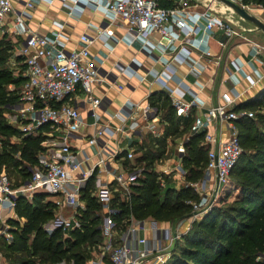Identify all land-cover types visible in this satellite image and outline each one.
Wrapping results in <instances>:
<instances>
[{
    "label": "built area",
    "instance_id": "2783aa9c",
    "mask_svg": "<svg viewBox=\"0 0 264 264\" xmlns=\"http://www.w3.org/2000/svg\"><path fill=\"white\" fill-rule=\"evenodd\" d=\"M209 1L173 0L170 6H161L157 0H62L70 16L79 17L85 8H101L108 22L125 26L130 41H140V50L148 56L157 52L155 59L161 63L159 70L149 67L143 73L137 72L142 67V61L133 57L132 64L122 66L121 72L139 80L150 74L153 82L160 88H166L167 97L180 115L200 119L193 130H204L203 143L208 145L205 170L209 176L211 173L214 175L217 186L228 176L242 152L235 122L243 114L252 116V112L237 110L234 106L264 75L254 64L260 61L258 55L264 45L248 41V58L245 60L250 67L248 73L242 72V62L236 58L227 60L221 67V55L212 49L209 40L215 31L220 30L222 40L218 39V42L225 46L238 32L229 25L231 16L212 8ZM229 1L248 8L245 0ZM24 5L30 8L33 1L25 0ZM9 14H12L10 31L22 37L16 58L23 64V80L14 117L26 123L23 129L32 132L30 134L38 133L44 125L48 129L44 132L38 161L31 168L28 179L14 186L9 175L0 171V206L13 208L18 196L30 199L33 194L42 191L52 195L55 208H69L67 215L59 212L49 225H44L45 230L74 228L79 226L78 216L85 208L80 197L82 187L95 175L92 194L102 201L105 208L102 230L109 233V241L103 245L105 250L102 254L86 264L164 263L171 255L168 245L180 232L177 234L170 227L158 228L156 221L153 222L156 228L152 232L156 236L151 240L141 233L149 230L145 220L130 216L128 226L120 234L117 245L113 246L114 214L117 210L108 205L109 184L115 180L119 187L128 190L137 181L141 170H124L120 169V165L113 167V160L123 150H126L124 157L133 162L135 153L132 148L115 149L108 154L102 151L108 138L118 131L132 135L140 121H143L140 128L144 127V132L158 136L163 122L157 107L147 100L142 104L126 100L114 112L121 123L115 125L107 121L91 133L80 132L77 135L82 126L79 107L68 102L67 98L81 90L83 98L80 102L86 103L93 111L102 104L103 98L93 93L92 84L97 80H109L110 76V72L102 70L101 65L91 57L89 44L94 38L81 33V44L67 48L61 29L65 22L55 20L57 28L50 33L33 31L24 21L28 11L25 8L14 9L12 0H0V29L9 30L4 19ZM97 36L107 38L108 35L102 29L97 31ZM206 63L212 66L211 71L206 70ZM182 64L187 68L185 74L179 73L178 67ZM189 75L193 77L191 82L185 80ZM171 79L176 85L167 87L166 83ZM110 82L118 88L123 87L117 76ZM217 121H226L228 133L225 137L215 127L210 130L209 126ZM78 139L84 144L95 145V151L88 152L84 146L76 144ZM176 153L178 160H174L164 172H173L174 177L182 179L185 174L181 162L185 153L182 141L176 145ZM102 173L110 174L112 178L103 179ZM201 181L193 183L200 195L191 203L194 217L210 206L212 197L207 191L206 179ZM7 236L10 237V234ZM105 252L109 261L104 258Z\"/></svg>",
    "mask_w": 264,
    "mask_h": 264
},
{
    "label": "trees",
    "instance_id": "16d2710c",
    "mask_svg": "<svg viewBox=\"0 0 264 264\" xmlns=\"http://www.w3.org/2000/svg\"><path fill=\"white\" fill-rule=\"evenodd\" d=\"M157 1L161 6L173 4V0ZM254 1L264 4V0ZM13 47L14 44L5 36L0 37V135H8L4 130L12 134L16 132V127L7 123L5 110L1 108L5 104H15L20 93L3 86L8 81L9 70L6 65ZM161 97L164 102L159 104ZM263 100L264 89L249 99H242L235 104L234 109L240 110ZM151 103L162 110L161 133L154 136L146 131L141 135V141L132 143L135 153L133 162L124 157L126 150L117 156L120 169L140 168L137 181L129 186L127 192L115 180L109 184L108 205L117 210L114 214L113 246L117 245L120 234L128 226L130 216L144 220V215L150 214L162 220L181 209H185L184 214L188 206L183 204V199L192 195L189 187L180 186L179 179L173 174L164 175L157 170L156 164L159 159L170 157L173 148L167 143V138L190 128L194 117L180 115L164 93L151 97ZM258 117L261 126H255L253 114H243L236 119L241 146L252 141L255 144L248 152H241L230 170L236 169V175H241V178L238 181L228 180L227 176L220 183L213 202L194 220L191 228L177 236L173 243L175 251L162 264H264V260L258 258L259 255L264 256V115L257 114ZM47 129L48 126L44 125L38 133L23 136L17 142L7 139L2 144L0 157H4L6 164L14 166L19 165L20 161L25 162L21 167L25 170L22 176L24 180L30 177L31 168L38 161L37 154L42 149L41 141ZM203 137L204 130L192 129L188 138L180 140L185 149L181 162L186 179H199L203 174L202 169L206 167L208 146L203 143ZM179 142L174 141L175 151ZM94 179L95 175L82 187L80 197L85 208L78 216L79 226L67 230L61 227L50 232L45 230L44 223L55 212L54 201L47 198L45 192H37L30 199L18 196L14 208L18 219L22 221H12L9 230L11 237L5 243L4 264H50L62 260L86 264L85 253L89 251V246L102 239V223L106 214L102 201L92 194ZM170 181H176L178 186ZM108 256L105 252L106 261H109Z\"/></svg>",
    "mask_w": 264,
    "mask_h": 264
},
{
    "label": "crops",
    "instance_id": "0c3cea01",
    "mask_svg": "<svg viewBox=\"0 0 264 264\" xmlns=\"http://www.w3.org/2000/svg\"><path fill=\"white\" fill-rule=\"evenodd\" d=\"M32 1L33 6L30 8H26L24 5L25 0H12L14 9L25 8L28 11V15L25 17L24 21L31 30L40 33H50L57 28L56 24L54 23L55 20L63 23L65 22V25L61 29L64 34L63 40L67 48L78 47L81 44L79 40V35L81 33H86L87 35L92 36L94 39L89 44V51L91 53L92 59L101 65L100 67H102V70H107L110 72V76L108 77L110 81L117 76V78L123 82V87L121 88H118L117 86L111 84V82L107 79L97 80L96 82H94L92 84L93 93L96 96L102 97L103 101L102 104L93 111H91L90 107L86 103L80 102L83 98V93L81 90H78L76 93H73L67 98L68 102L74 105H78L79 107L82 126L77 135H80V132L91 133L96 127L106 124L107 121H110L115 125L121 123L120 117L114 115V112L118 110L121 102L130 100L142 104L147 100L151 103V97L155 96L156 94L164 93L166 95V88H160L158 84L153 82L151 80L152 76L150 74H145L144 80H139L135 76H127L126 74L121 72L122 66H129L130 64H132L131 60L133 57H136L142 61V67H140L137 71L141 73H143L145 69L149 67H153L155 70H159L161 68V63L155 59L157 56V52H155L153 56H148L144 51L140 50L139 40H129V33L127 32L124 25L120 23L108 22L101 8L95 10L85 8L81 15L77 17L68 15L67 7L65 6V4H63L62 0ZM215 2H217L218 4L223 3L221 1ZM245 4L248 5L247 10L249 12L253 13L264 22V4L254 0H245ZM224 5L229 8L226 4ZM210 6L213 8L212 5ZM229 9L231 10V8ZM255 10L257 11V14H255ZM231 11L234 12L233 10ZM234 13V15H226L231 16L232 18V20L228 21L231 27V24H236L241 28V31H237L232 27L236 32H238V34L236 35L242 36L243 38L244 30H259L255 27L254 24L251 27H247L242 24L241 21L245 19L238 15L236 12ZM11 18L12 14H9V18L6 20L5 25L6 27H9V30H7V32L11 35V37H13L16 41L18 40L17 47L19 49L22 37L13 34L10 31ZM102 29L107 32V38H100L99 36H97V31ZM221 33L222 32L220 30L215 31L213 37H211L209 40L212 49L221 55L220 66L222 67V64L227 60L236 58L238 61L242 62V72L248 73L250 71V67L245 63V60L248 58V41L256 40L251 37H246L241 41H233V38H231L228 41L227 45L221 46L218 42V39L222 40ZM260 44L262 43L260 42ZM258 60L260 61H255L254 64L257 66L258 70L264 74V49L259 53ZM178 69L180 74H185L187 70L184 64L179 65ZM206 70H212V66L210 65V63H206ZM185 80L191 82L193 80V77L189 75L188 78L185 77ZM166 84L167 87H173L174 85H176L174 79L168 80ZM240 85L241 84H239L238 87H240ZM262 89H264V75L259 80V82L252 87V89L245 93L241 100L253 97L256 92ZM201 96L203 97L202 94ZM151 104L156 106L153 103ZM158 112V115H160V109H158ZM196 112H198V109H196ZM194 121L198 122L200 121V119L194 118ZM141 122L143 121H140L139 125L134 128L135 131L132 135H126L118 131L114 134L113 137L108 138L106 140L107 142L105 146L102 149L103 153L108 154L115 149H133L132 143L134 141L139 142V136L144 133V127L140 128ZM214 127L216 131L221 132L222 137H225L228 133V125L226 121H217L215 124H211L209 126L210 130H213ZM75 142L76 144H81L82 146H84L85 150L88 152L95 151V145L84 144L82 140L80 141L79 139ZM167 143L170 144V140H168ZM175 155H178L176 151L175 154L170 155V161H172V158ZM113 161L117 163L116 166H119V160H117V157ZM167 166L168 165L162 168L160 167L159 171L164 173V175L173 174V172L169 171L164 172V169L170 168ZM101 178H107L109 180L111 179L110 174L105 173H102ZM206 181L207 189L209 190L211 188L212 182L215 185L214 175L211 173L210 177L206 178ZM60 212L67 215L69 213V208L63 206L60 209ZM0 218H2L1 215ZM148 232L149 230H145L141 233L146 235L147 238L151 239L148 235Z\"/></svg>",
    "mask_w": 264,
    "mask_h": 264
},
{
    "label": "rangeland",
    "instance_id": "374dc122",
    "mask_svg": "<svg viewBox=\"0 0 264 264\" xmlns=\"http://www.w3.org/2000/svg\"><path fill=\"white\" fill-rule=\"evenodd\" d=\"M201 1L202 2L203 1L208 2V0H201ZM220 5H221V7H220ZM212 6L214 9L220 11L221 14H223V15H226V14L234 15L235 14L229 8H227L223 3L218 4L217 2L213 1ZM255 14H257L256 10H255ZM8 18H9L8 15H6L4 17L5 20H7ZM241 23L247 27L253 26V23L248 21V20H243V21H241ZM231 25L235 30L241 31V28L238 25H236V24H231ZM243 33H244L243 38H242V36L235 35L233 37V41H241V40L245 39L246 37H251L254 40L258 41L259 43L261 42L262 44H264V33L261 30H255V29L249 30V31L244 30ZM2 36H5V39L9 40L11 43L14 44L12 54L8 59V64L6 65L7 69L9 70V77H7L8 81H6L3 86L7 90H10V91L16 90L15 92H17V91L20 92V88H21L22 80H23V76H22L23 68H22L21 63L18 62L17 58H16V52L18 51L17 50L18 49V47H17L18 46V40L16 41L13 37H11V35L7 31L0 29V37H2ZM163 102H164V98L161 97L159 99V104H162ZM16 103L11 105V106H9V105L7 106L6 104L1 106V108H3L5 110V115H6L5 119H6L7 123L12 125V126H15L16 132H15V134H12V133H10L11 131L4 130V132H6V134H8V135H0V151L3 148L2 144L5 140L9 139L10 142H17V141L21 140L23 138V136H27L30 133H32V132L24 131L23 127L26 126V123L23 122V120L18 119V118L15 119L14 114L16 112L15 111ZM242 110L243 111H251L253 114V118L255 120V126H261L260 122H259L260 118L259 117L257 118V114L264 115V100L262 102L254 104L252 106L242 108ZM161 112H162V110H161ZM193 126H195L194 121H193V123H191L190 128H185L184 131L173 135L171 138L170 137L167 138V142H168V140H170V142H171L169 144V146L170 147L172 146L171 149L173 148L172 151L170 152V155L175 154L174 141L176 143V142H179L180 140L188 138L190 131L192 129H194ZM172 142H173V144H172ZM254 145L255 144L253 143V141L250 143H242V151L248 152L251 148H253ZM206 146H208V145H206ZM16 156H17V154H16ZM170 158L171 157H165V158H162V160L159 159L157 161V164L155 163L157 170H160V167L162 168L166 165H168V167H171L174 159L178 160V157L176 155L173 156L172 161H170ZM24 165H25V162L20 161L19 165L11 166V165H8L5 163L4 157H0V171H5L9 175L14 186L20 185V183H22L24 180L22 176H23V172L25 170H22V168H21ZM116 165H117V163L115 161H113V167H116ZM202 170H203V174L201 175V177L199 179L189 180L186 178H182V179H179V181H178L180 186H181V184H183L184 186L189 187V189L192 191L191 192L192 195H190V196L188 195V196H186V198L183 199V204L188 206L186 208V213L182 214L185 211V209H181L178 213L175 212L172 216H170L166 219H162V220L154 218L150 214L144 215L145 218H143V219L147 223V226H149L148 235L150 236V238H154L156 236V233L155 234L153 233V235H152V232H154V230L156 228L155 226H158V228L159 227H164V228L170 227L171 229L176 230L177 234L179 232H180L179 234H182V232H184L187 229L192 227V224L194 223L195 219H197L201 216V214L203 212L194 217L192 214V208H190V206H191V203L194 200H196V198L199 194L198 190L195 188V185H193V183H198L201 180L203 181V179L210 177L205 169H202ZM236 171H237L236 169L234 171L232 170V172H230V174L228 175L227 179L228 180L235 179L238 181L239 178H241V175L237 176L235 173ZM110 177L112 178V176H110ZM166 178H169V177H166ZM163 182H166V180H164ZM170 183L174 184L175 186H178V183L176 181H175V183H174V181L173 182L170 181ZM219 185L216 186L212 182L211 188L209 190L207 189L208 193L211 192V195H212L211 200H210V204L213 202V200L217 194ZM124 192H127V190H124ZM47 198L53 200L52 199L53 197L51 194H49ZM59 212H60V210L57 209V207H56L54 215L52 217L48 218V220L44 223V225H49L54 220L55 216ZM0 213H1L0 215L2 216V218H0V264H4L6 261L5 243L11 237V233L9 232V230L11 228L10 226H12L11 224H12L13 220L22 221V219H18V216L16 215L14 207L9 208V207H1L0 206ZM154 221H156V223H157V225L155 223V226H153ZM7 234H10V237H8ZM102 235L103 236H102L101 241H99L95 244H91L89 246L90 248L88 247L89 251L87 253H85L86 259H87V261L85 263H87L88 260H90L91 258H96V257L100 256L102 254L103 250H105L103 248V245H105V244L107 245V243L109 241L107 238L109 236V233H106L105 230H102ZM159 236H161V234H159ZM173 243L171 245L170 244L168 245V249L170 250L171 253L174 252L176 249V247H175V245H173ZM258 258H261L264 260V256L259 255ZM50 264H74V263H73V261H70V260H62L61 262L50 263Z\"/></svg>",
    "mask_w": 264,
    "mask_h": 264
},
{
    "label": "water",
    "instance_id": "95a60500",
    "mask_svg": "<svg viewBox=\"0 0 264 264\" xmlns=\"http://www.w3.org/2000/svg\"><path fill=\"white\" fill-rule=\"evenodd\" d=\"M219 1L225 3L229 8H231L234 12H236L238 15L243 17L245 20L252 22L257 29L261 30L264 33V22L261 19H259L256 15L249 12L246 8H244L243 6L237 3L231 2L229 0H219Z\"/></svg>",
    "mask_w": 264,
    "mask_h": 264
},
{
    "label": "bare ground",
    "instance_id": "6f19581e",
    "mask_svg": "<svg viewBox=\"0 0 264 264\" xmlns=\"http://www.w3.org/2000/svg\"><path fill=\"white\" fill-rule=\"evenodd\" d=\"M208 1H209V0H208ZM213 1H219V0H210V1H209V5H212V2H213ZM221 2H222V1H221ZM224 4H225V3H224ZM231 10H232V9H231Z\"/></svg>",
    "mask_w": 264,
    "mask_h": 264
}]
</instances>
